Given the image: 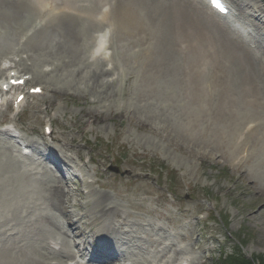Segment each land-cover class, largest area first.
<instances>
[{"label":"rangeland","instance_id":"1","mask_svg":"<svg viewBox=\"0 0 264 264\" xmlns=\"http://www.w3.org/2000/svg\"><path fill=\"white\" fill-rule=\"evenodd\" d=\"M86 2L100 5L99 11L109 10L118 3L117 0ZM244 2L246 11L251 14H255L256 5L264 9V0ZM31 17V13L22 16L26 28L14 35L19 41H14L13 50L0 49V65L13 60L20 73L29 71L27 68L34 60L19 43L40 26V22ZM108 25L100 24L91 37L94 39ZM6 29L12 31L9 24L0 28V44L7 41ZM117 37L118 32H112L108 42L117 45ZM94 42L91 39L92 47L78 55L76 66L62 69L58 76L50 79V82L54 80L52 86L61 90L57 97L46 92L31 98L19 113L13 112L9 106L0 114V124L12 123L11 132L17 135L11 140L0 131V143L11 141L16 156L8 159L7 150L0 146L2 159L13 163L12 171L6 175L11 174L10 190L15 198L10 201L12 211H5L4 205L0 209L3 215L0 221H4L7 215L13 217L5 225H0V238L9 242L19 240L28 250L35 241L44 242L47 238L50 247L61 246L67 254L68 251L74 252L72 243L84 235L72 237L74 231L78 233L76 225L82 229L91 230L92 225L94 230L100 229L105 218L98 212L97 201L90 197L91 193L81 198L77 190L80 183L72 173L66 170L61 174L60 170L53 168L56 164L51 159L58 161L55 156L59 155L65 168V163L76 165L88 161L82 167L85 179L91 181L93 192L108 197L102 209L115 207L118 210L117 215L112 213L107 218L111 220V226L105 227L108 235L105 239L115 242L110 248L117 253L115 258L108 256V259L120 258L121 264L130 261L128 264H223L222 256L238 246L247 258L264 256V208L258 211L262 197H257L252 189V180L241 175L232 160L219 156L221 150L212 147L208 139L202 143L197 139L196 132L179 116L174 99L167 100L168 103L160 95L140 99L126 75L115 82H107L110 85L107 88L93 91L89 83L92 81L91 71L86 62L92 58ZM53 43L54 40H50L46 45L53 46ZM48 46L43 47V53L50 55L55 49L49 50ZM43 58L46 61L38 64L40 71L51 64L47 57ZM78 68V73H72ZM122 70H125L124 66ZM111 73L104 74V79L114 76L113 71ZM30 83L45 86L43 80ZM108 90L114 97H98L100 91ZM96 97L98 101L95 102ZM47 103L52 105L51 109L46 110ZM49 119L52 120L53 138L58 137L61 141L43 138ZM15 139L27 145L28 155L22 153ZM64 143L69 151L62 155ZM79 152L82 159L77 156ZM3 161H0V168ZM48 170L66 183L65 192L69 196L65 209L74 213L72 220L79 219L74 226L67 224L64 209L57 211L48 201L37 199V196H45L41 186L54 182ZM255 176L264 183V166ZM26 180L30 183V200H26L25 206L16 207L18 198L15 192L21 186L26 187ZM59 226L68 234L59 232ZM92 235L94 238L91 239L96 240L95 234ZM102 236L101 232L97 234L99 238ZM176 251L181 252L177 255ZM176 257L179 259L173 261ZM64 259L69 263L75 261L71 255ZM87 264L100 263L90 261Z\"/></svg>","mask_w":264,"mask_h":264},{"label":"bare ground","instance_id":"2","mask_svg":"<svg viewBox=\"0 0 264 264\" xmlns=\"http://www.w3.org/2000/svg\"><path fill=\"white\" fill-rule=\"evenodd\" d=\"M86 1L0 0V28H6V24H9L12 29H6L5 36L8 37L5 38L7 41L0 44L1 51L13 50L14 41H19V37L14 35L26 28L22 21L24 14L29 16L31 13V18L40 22L33 34L19 43L21 49L28 52L30 59L34 60L31 67L27 68L31 75L26 84L30 80H43L44 92L57 97L61 90L52 86L54 80L50 82V79L58 76L62 69L76 66L78 55L92 46L91 39L94 42L91 37L93 31L103 22L109 23L111 30L118 32V44L105 46L106 32L95 36L94 55L86 62L92 76L90 88L97 91L110 86L107 82L111 81L105 80L104 74L114 71V80L126 75L140 99H146L150 95H160L166 101L174 99L179 116L188 128L196 132L197 139L201 143L205 138L208 139L212 147L221 150L219 156L232 160L234 168L252 180V189L257 197H262L258 203V211L262 210L264 183L255 175L264 166V32H261L264 28V19H261L264 9L256 5L255 14H251L246 11L244 0H228L231 15L244 27L241 30L233 24V18H219L203 0H117L118 3L109 10L101 11L100 5ZM50 40H54L53 46L46 45ZM44 46L55 50L50 55L43 53ZM109 48L113 52L107 54ZM43 56L53 65L49 71L39 69L38 64L46 61ZM107 62L112 63L111 68H105ZM14 68H7L9 72L4 74V69L0 66V74H4L0 80V97L3 99L0 111L3 106L8 105V93L2 90V85L12 78L23 77L12 74ZM78 72L79 68L72 70V73ZM14 88L20 90L15 101L24 92V87ZM112 90L116 91L115 87ZM98 97L109 99L114 94L110 90L100 91ZM94 101H98V98ZM51 106L47 103L46 110L51 109ZM4 134L13 140L14 135L9 131ZM54 140L61 141L58 137H54ZM8 144L0 143V146L7 150L8 159H13L16 156L13 154L11 141ZM63 146L62 155L69 151H66L65 143ZM77 156L82 159L80 152ZM55 157L58 161L59 158L63 160L59 155ZM0 158V161L6 160L0 168V209L4 205V210L9 213L12 211L10 201L15 198L10 190L11 174H6L12 171L13 163L2 159L1 154ZM62 164L59 161L56 166L63 170ZM65 165L66 170L80 183L78 186L75 182L79 196L82 198L91 193L90 197L97 201L95 205L98 212L105 218L101 222V230H94L93 225L90 230L96 236L93 244L95 254L100 256V250H105L108 245L112 247L115 243L105 239L108 236L105 230L111 223L107 218L112 213L117 215L118 210L115 207L103 210L107 194L93 192L91 184L85 179L86 173L79 174L81 169L73 164ZM47 173L54 182L41 186L45 190V196H37V199L48 201L51 208L57 211L64 209L63 216L68 220L67 224L76 225L79 219L73 221L71 216L74 213L65 209L69 196L65 192V181L52 170ZM29 185L26 180V187L21 186L15 192L16 195L14 193L18 198L16 207L25 206L26 200H30ZM88 187L90 190L86 192L84 188ZM1 214L2 212L0 218L3 217ZM7 220H13V217L7 215L4 221H0V225H5ZM76 228L79 229L78 234H85V228L82 229L80 225ZM58 230L67 234L60 226ZM100 232L102 238L97 237ZM17 241L19 244L14 243ZM14 242L0 238V264H68L64 258L75 256L73 251L65 254L66 251L61 246L50 247L47 238L44 242L35 241L29 250L19 240ZM114 252L112 250L108 253L110 258H115ZM180 252L176 251V254ZM95 254L91 258L96 259ZM51 258L55 260L51 262ZM177 259L179 257L173 261ZM119 261L120 258L100 263L121 264Z\"/></svg>","mask_w":264,"mask_h":264},{"label":"trees","instance_id":"3","mask_svg":"<svg viewBox=\"0 0 264 264\" xmlns=\"http://www.w3.org/2000/svg\"><path fill=\"white\" fill-rule=\"evenodd\" d=\"M223 264H264V256L258 255L256 259L247 258L241 247L235 248L230 254L222 256ZM255 260H258L256 262Z\"/></svg>","mask_w":264,"mask_h":264}]
</instances>
